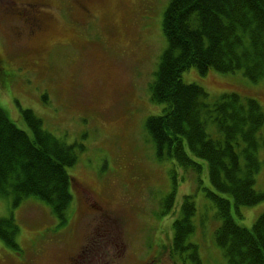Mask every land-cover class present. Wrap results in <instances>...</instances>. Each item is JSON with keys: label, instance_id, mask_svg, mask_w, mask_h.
Segmentation results:
<instances>
[{"label": "rangeland", "instance_id": "374dc122", "mask_svg": "<svg viewBox=\"0 0 264 264\" xmlns=\"http://www.w3.org/2000/svg\"><path fill=\"white\" fill-rule=\"evenodd\" d=\"M168 2L0 0V57L14 73L10 88L0 89V108L29 135L21 112L32 111L45 131L74 145L77 156L66 167L65 223L35 197L15 204L12 196H0V220L11 217L18 230L17 248L0 237V264H195L192 249L170 250L185 195L194 206L187 241L199 264H228L214 239L221 220L206 196L216 191L206 162L193 159L201 166L196 172L158 159L145 127L166 107L150 101L149 84L166 47L161 24ZM35 17L37 30L28 21ZM181 81L202 87L209 103L230 93L254 99L264 115V78L191 67ZM206 132L218 136L210 126ZM259 135L252 188L264 193V122ZM173 190L166 208L162 202ZM239 212L235 221L250 228L264 212V199Z\"/></svg>", "mask_w": 264, "mask_h": 264}, {"label": "trees", "instance_id": "16d2710c", "mask_svg": "<svg viewBox=\"0 0 264 264\" xmlns=\"http://www.w3.org/2000/svg\"><path fill=\"white\" fill-rule=\"evenodd\" d=\"M161 29L166 47L149 84V99L166 107L145 123L156 157L171 158L196 172L201 166L193 159L205 161L209 183L216 190L208 189L206 196L221 220L214 234L217 246L228 264H264V212L250 228L234 219L240 218V206L264 199V193L252 188L259 166L262 109L256 100L235 93L209 103L202 87L181 81L182 72L191 67L201 74L210 68L222 73L241 70L251 81L263 79L264 0H169ZM21 115L30 135L0 108V196H12L15 204L35 197L63 224L71 201L66 167L77 160L74 145L45 131L32 111ZM207 126L217 138L207 134ZM173 196L174 190L163 200L164 207L170 208ZM193 212L191 198L183 196L180 218L172 223L170 250L181 254L192 249L190 256L199 264L195 245L187 241ZM11 221L0 220V237L17 248L13 237L18 230Z\"/></svg>", "mask_w": 264, "mask_h": 264}, {"label": "flooded vegetation", "instance_id": "af4514ba", "mask_svg": "<svg viewBox=\"0 0 264 264\" xmlns=\"http://www.w3.org/2000/svg\"><path fill=\"white\" fill-rule=\"evenodd\" d=\"M35 7H38V6L36 5ZM38 11L40 10L38 9ZM15 14L17 18H18V15L31 17L28 12H25V13L16 12ZM28 21L31 25L34 26V27L31 26V27H33L34 29L36 27V30L40 29L41 26L36 21V17L32 19H28ZM13 82H14V73L11 72L10 69H8L5 66V64H3V58L0 57V89H3L4 91L8 90L10 88V85L13 84Z\"/></svg>", "mask_w": 264, "mask_h": 264}]
</instances>
